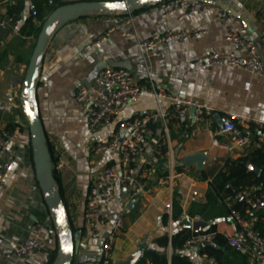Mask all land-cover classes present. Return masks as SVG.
Wrapping results in <instances>:
<instances>
[{"label":"crops","instance_id":"0c3cea01","mask_svg":"<svg viewBox=\"0 0 264 264\" xmlns=\"http://www.w3.org/2000/svg\"><path fill=\"white\" fill-rule=\"evenodd\" d=\"M13 2L6 0L0 5V21L5 22V26L0 27V129L9 125L18 126L20 135L12 142L15 156L0 185V264H46L45 251H38L29 257H5L11 245L26 241L28 230L35 222L45 225L43 237L49 245L50 254L58 250L59 241L50 209L35 175L30 132L21 106L24 78L36 39L19 34L20 23L14 25L6 16V7ZM218 2L230 13L237 14L247 26L264 62V15L257 0ZM31 7L30 1L26 0L23 19L29 16ZM123 17L125 14L120 10L95 11L80 18L55 23L47 39L36 82L37 114L51 148L56 190L66 211L75 245L71 264L99 262L101 241L84 235V202L95 173L117 162L114 154L104 152L93 155L90 146L96 141L107 140L118 121L135 114L158 110L167 112L172 106L166 99L156 101L150 95H142L121 111L111 127L90 131L83 107L74 100V93L79 87H94L101 69H125L137 82H143L149 76L157 89L190 99L213 111L211 117L196 121L195 111L190 109L187 129L174 120L168 121L169 143L162 145L160 154L158 144L164 135L163 125L158 122L153 127V133L145 141L144 152L137 160L138 174L146 169L153 173L149 191L130 198L127 189L116 184L114 199L103 208L104 215L110 220L121 213L123 216V230L115 242L111 264L140 258L145 249L160 251L154 239L164 232L170 235L172 230L185 226L193 231L191 224L194 221L185 217V210L192 201H204V193L212 177L203 179L201 172L213 168L217 171L222 167L218 164L219 160L243 157L249 152L237 150L228 154L212 144L213 138L220 143L225 142L224 137L216 135L222 115L236 114L264 121V79L226 65L203 70L193 65L195 57L209 49L237 51L224 42L223 26L212 14L202 13L176 21L173 17L163 18L152 5L132 12L130 17L139 40L178 28L187 32L206 31V34L199 35L186 45L171 43L158 47L156 56L138 53L136 42L122 37L119 31L112 33L105 42H95ZM53 146H57L58 151H54ZM195 154L205 155L202 166L194 163L186 167L184 157ZM170 171L173 181L159 184L158 178L167 176ZM174 192L184 216H180L176 223L169 219L165 229L162 215L170 216ZM263 216L264 212L258 214L261 220ZM205 222L208 223L206 228L215 224L216 232L220 235H232L237 230L230 216ZM200 246L186 247L184 252L194 264H208L199 253ZM170 254L168 248V258Z\"/></svg>","mask_w":264,"mask_h":264},{"label":"built area","instance_id":"2783aa9c","mask_svg":"<svg viewBox=\"0 0 264 264\" xmlns=\"http://www.w3.org/2000/svg\"><path fill=\"white\" fill-rule=\"evenodd\" d=\"M6 0H0V5ZM125 2L126 0H119ZM259 9L264 15V0H257ZM148 5L156 7L163 18L173 17L181 21L186 17L210 13L223 26V40L227 45L236 48L237 51H217L209 49L195 57L193 65L198 70L214 66L226 65L235 69L245 70L264 79V62L257 50L256 44L247 26L240 20L237 14L230 13L218 0H156ZM130 12L125 17L111 25L103 35L95 42H105L109 36L119 31L122 37L136 42L137 52L143 56H156L160 46L176 43L186 45L199 35L206 34L205 30L187 32L183 28L171 29L160 34H152L145 40H139L136 30L132 25ZM5 22L0 21V27ZM142 95H150L156 101L166 99L172 103L167 112L158 110L147 114H135L132 117L118 121L109 138L105 141H96L90 146L93 155L100 153L114 154L116 164L99 169L93 178L92 184L86 195L83 208L85 222L84 235L101 241L100 259L98 264H111V254L118 236L123 230L122 213L114 220L106 218L103 212L104 206L114 199L116 184L127 189L130 198H134L149 191V183L153 175L146 169L142 174L137 173L138 157L144 152L147 138L153 133V127L160 122L163 125L164 135L158 144V153L161 147L169 143L166 124L174 120L183 129L189 127L190 109L195 111V120L204 121L212 116L213 111L209 107L195 104L190 99H184L165 93L156 88L148 76L143 82H137L125 69L105 67L98 72L97 84L94 87H79L74 93V100L83 107L87 127L90 131L99 127H111L115 118L131 102ZM220 127L217 136L225 138L220 143L217 138L212 139V144L225 150L228 154L237 150L259 149L264 147V121L249 119L242 115L227 114L219 118ZM20 135L18 126L11 130L0 129V185L3 182L5 172L14 159L15 151L12 142ZM58 151L57 146H53ZM225 160H219V166L224 165ZM263 182L257 185L245 186L234 191L231 197L225 198L226 207L231 209L234 202L240 201L244 205L243 214L235 209L230 210V218L236 225L234 234H223L227 246L245 258L246 264H264V227L262 232L255 229L258 214L264 212V169L262 171ZM173 181L170 171L165 177L158 178L159 184H169ZM180 216H184L181 212ZM191 220L198 221V216ZM45 225L42 222L33 223L28 230L25 242L11 245L5 257L22 258L29 257L38 251H45V262L49 260V245L43 237ZM192 234L184 242L185 248L211 243L215 233L201 232ZM208 264H217L214 258L202 254Z\"/></svg>","mask_w":264,"mask_h":264},{"label":"trees","instance_id":"16d2710c","mask_svg":"<svg viewBox=\"0 0 264 264\" xmlns=\"http://www.w3.org/2000/svg\"><path fill=\"white\" fill-rule=\"evenodd\" d=\"M34 12L30 10L27 18H22V12L25 8L26 0H14V2L6 7V16L11 20V23L17 25L20 23L18 32L22 36H33L37 39L43 23L47 16L56 10L58 7L73 4L78 2H92L100 0H29ZM119 1V0H117ZM14 126L9 125L7 129H12ZM48 145V144H47ZM50 159L52 160L51 148L49 147ZM255 169H259L260 173L257 174ZM264 169V147L253 149L248 152L246 156L238 157L235 159L227 158L224 165L216 169H211L207 172H201L202 178L212 176L208 188L204 193V201H192L188 208L185 210V217L192 219L198 216L201 220L212 222L215 218L223 216H230V210L235 209L243 214L244 205L242 202H234L231 209L226 207L225 198L231 197L234 191H238L245 186L257 185L263 182L262 171ZM56 183L57 179L53 175ZM58 185V184H57ZM182 208L175 200V192L173 193L172 207L170 216L168 214L162 215V225L166 229L168 220L171 219L176 223L181 215ZM264 227L263 220L258 217L255 224V229L262 232ZM201 232H214L215 236L209 245L200 246L199 253L206 254L215 259L217 264H246L245 258L239 256L238 253L233 251L226 244L225 238L216 232L215 224H211L208 228L203 229ZM199 233L191 231L188 226L180 229L172 230L169 235L164 232L160 237L154 239V243L161 249L154 251L145 249L142 256L136 264H194L185 254L184 242L192 234ZM171 251L168 258L167 250ZM57 249L51 252L49 260L46 264H53L56 259Z\"/></svg>","mask_w":264,"mask_h":264},{"label":"water","instance_id":"95a60500","mask_svg":"<svg viewBox=\"0 0 264 264\" xmlns=\"http://www.w3.org/2000/svg\"><path fill=\"white\" fill-rule=\"evenodd\" d=\"M152 1L156 0H126L125 2L85 1L63 5L58 7L47 16L36 39V43L32 51L24 78V94L21 101V106L30 132L35 175L38 182L40 183L46 205L50 209L53 226L59 235L58 250L53 264H71L73 261V255L75 253V245L73 242L72 233L69 228L66 211L56 190V182L53 176L50 152L40 119L37 114L38 111L35 98V88L47 39L55 23H63L69 20L80 18L90 12L95 11L120 10L123 14H125L127 11L132 13L147 6ZM31 11L34 12L33 7H31ZM205 158L206 157L203 154H195L186 156L183 160L186 167L194 163L202 166ZM255 172L259 174L260 170L255 169ZM207 226V222L198 220L192 222L191 229L193 231H200L205 229ZM209 244L210 243H204L203 246ZM138 260L139 258H131L120 264H136Z\"/></svg>","mask_w":264,"mask_h":264},{"label":"bare ground","instance_id":"6f19581e","mask_svg":"<svg viewBox=\"0 0 264 264\" xmlns=\"http://www.w3.org/2000/svg\"><path fill=\"white\" fill-rule=\"evenodd\" d=\"M91 85V84H90Z\"/></svg>","mask_w":264,"mask_h":264}]
</instances>
